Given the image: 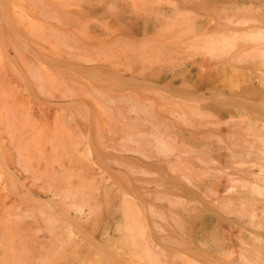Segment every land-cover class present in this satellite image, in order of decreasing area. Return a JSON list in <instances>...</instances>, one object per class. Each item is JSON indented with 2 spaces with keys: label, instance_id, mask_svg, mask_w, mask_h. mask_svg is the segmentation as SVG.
<instances>
[{
  "label": "bare ground",
  "instance_id": "6f19581e",
  "mask_svg": "<svg viewBox=\"0 0 264 264\" xmlns=\"http://www.w3.org/2000/svg\"><path fill=\"white\" fill-rule=\"evenodd\" d=\"M143 1L146 2L132 1L129 6L135 11L138 8L144 10ZM168 1L169 7H161L163 0H153V15L149 14L153 16V24L144 31L138 33L133 25L130 28L127 25L129 31L134 29L137 38L117 39L128 41L119 46L127 60L142 61L145 67L144 62L153 58V107L131 96L107 100L110 105H127L129 118L119 117L125 123L129 121L138 126L129 130L125 127L127 132L123 142L133 141L138 147L141 138L152 140L153 145L149 143L146 147L152 146L149 147L153 150V159H157L153 166V181H157L162 190L153 193V204H148L144 210L153 217V232L159 235V239H150L152 249L148 240L150 229L144 223L145 215L126 201V190L112 187L113 190L109 189L111 194L121 204L115 236H100L99 243H96L90 234L84 235L83 240L90 251L88 261L84 262L75 255L60 264H264V0H210L203 7L194 6L193 0ZM43 2L0 0V43L18 54L20 60L11 61L14 64L10 65L24 77L32 103L26 112L17 106L2 107L7 109L3 118L9 123L10 133L16 128V122L25 121V124L27 120L40 117L41 97L47 92L50 94L47 86L51 82H47L44 71H47L45 67L50 65L49 62L53 61L52 68L57 61L56 52L53 57L45 53L47 46L56 50L46 33L53 34V39L59 37L66 47L64 49L78 54L82 52L69 45L57 29L44 30L40 21L48 12ZM48 19L54 21L58 18L52 15ZM92 49L100 58L81 55L77 56L78 61L90 66L107 59L106 50ZM22 51L32 54L33 57L29 55L31 60H23ZM186 60L209 62V66L221 62L233 66L244 64L247 70L236 73L228 89H225L226 85L223 89L201 76L195 80L193 71L174 80L175 73L182 74L187 70ZM170 68H175L174 74L167 72ZM129 81L138 80L134 77ZM26 100L29 101V97ZM211 100L214 103H209ZM37 141L16 147L17 165L29 175L34 174L30 169L33 160L40 164L45 161L51 170H56L53 162H59L55 158L53 162L49 161L39 151ZM137 151L132 152L143 154L141 150ZM163 161L168 162L165 167L159 165ZM59 165V169L63 168L62 164ZM124 165L129 167L132 175H143L141 168ZM48 172L45 178L51 179L50 186L71 182L73 178L66 170L60 171L61 178ZM222 178L227 179L226 185L220 190L214 189L213 184ZM51 190L52 197H59L56 198L59 200L49 197L51 200L39 202L42 207L37 214L47 220L46 228L50 234L60 232L58 247L61 249L70 241L62 240L70 236L68 233L71 232L66 231L68 226L86 229L80 225V214H76H82L83 210L82 205L69 200L71 193L67 189L63 194L56 191L54 194V186ZM82 194L80 191L76 196ZM206 201H209L215 217L203 228H192L188 232V218L180 212L185 214L187 204L191 202L206 207ZM71 215L77 221H72ZM29 251L24 241L8 244L4 247V255L0 256V264H46L56 255L54 249H48L43 257L33 262Z\"/></svg>",
  "mask_w": 264,
  "mask_h": 264
},
{
  "label": "rangeland",
  "instance_id": "374dc122",
  "mask_svg": "<svg viewBox=\"0 0 264 264\" xmlns=\"http://www.w3.org/2000/svg\"><path fill=\"white\" fill-rule=\"evenodd\" d=\"M43 1L48 12L40 21L44 30L46 31L48 28L57 29L65 37V41L76 50H81L82 54L64 49L66 47L61 44L59 37L53 39V34L46 33L48 41L53 43L52 45L56 47V50L54 51L52 47L47 46L45 53L49 57H53V53L56 52L55 59L57 61L52 68L50 67L53 61L49 62L50 65L45 67L47 71H44L47 82H51L47 86L50 94L47 95L49 93L47 92L46 96L41 97L42 111L40 117L27 120L25 124V121L16 122V128L10 133L9 123L5 122V118H3L5 114L3 112L7 109L3 110V108L6 105L17 106L22 111H28L32 107L31 93L24 77L20 76L17 70L10 65L14 64L16 60H20L18 54L13 48L5 49L0 43V256L4 255V247L8 244L24 241L30 248L29 253L30 257L33 256V262L39 257H43L48 249H54L56 255L51 257L46 264L64 263L73 259L75 255L87 262L90 251L86 241L83 240L84 235L90 234L93 239L95 238L94 241L99 243L98 238L100 236L109 235L113 237L117 233L115 226H117L121 216V212L118 210L121 204L119 199L117 200L111 194L109 189L113 190L112 187H116L117 190H126V201L131 203L134 210L141 211L145 215L144 223L151 230V232L148 230V240L153 241V237L159 239V235L153 232V217L147 215L144 210L148 204H153V193L162 190L158 188L157 181H153V166L157 164V159H153L152 146L149 145L151 148L146 147L149 143L153 145L152 140L138 138V140L140 139L138 147L136 142L135 144L133 141L132 143L131 141H126V143L125 140L123 142L122 139L127 132H125V127L126 130H129L130 128L136 129L138 126L129 121H127L129 124L125 123L119 117V115H123L129 118L127 105L115 103L114 106L107 101L109 98H128L131 96L143 103L151 104L153 107V58L149 62H144L147 65L145 67L141 63L142 61L127 60L120 52L119 46L128 41H117L118 38L123 37H132L134 40L137 38L135 31L140 33L153 24L151 20L153 16L149 15L150 13L153 15V0L143 1L145 6H142V9L144 10L138 8L137 12L130 6L132 1L139 0ZM209 1L193 0V5L203 7ZM162 3L161 7L170 6L168 0H163ZM52 15L58 19L54 21L48 19ZM127 25L129 28L133 25L136 30L132 31L134 29L131 28L130 32ZM129 43L133 44L132 42ZM91 47L106 50L107 59L103 58L97 62L99 64H91L90 66L83 64L82 61L79 62L77 56L81 55L95 59L100 58L95 51H92ZM107 47L109 48L105 49ZM84 51L85 53H83ZM29 55L32 54L22 51V58L26 62L33 57V55L32 57ZM185 63L187 70L182 74L175 73L177 75L173 77L174 80H178L182 75L193 71L195 80L201 76L202 79H210V82L223 89L225 85V89H228V85L236 73H243L247 70V66L244 64L233 66V64L221 62L210 65V67L209 62L186 60ZM201 68L202 70L199 72ZM20 69L23 71L22 63ZM174 69L170 68L167 72L171 74ZM133 70L136 71L135 74H133ZM134 77L138 81H129L133 80ZM102 95L104 96L102 97ZM28 97L29 101L26 100ZM209 103H214V101L211 100ZM35 141L39 142V151L49 161L53 162V158L59 160L58 163L53 162L56 170H51L50 164L47 165L45 161H41L40 164L35 162L37 160H33L34 165L30 169L31 173L34 174L29 175L17 165L16 147L21 144L36 143ZM133 150H138L137 152L141 150L142 152H140L146 156L132 152ZM59 164H62L63 168L60 167L62 170L59 169ZM124 164L141 168L144 170L143 175L141 173L140 176L138 174L132 175L129 167ZM167 164V161L159 163L160 166L164 167ZM64 170L72 174L71 182L54 183L57 186L52 183L50 186L51 182L49 181L51 179L45 178L47 171L53 176L61 178L60 175H63L61 172ZM37 174L41 176H35ZM171 177H175V175L171 174ZM44 180H48L49 183H45ZM226 183L227 179L222 178L219 183L213 184V188L220 190ZM53 186L54 194L55 191L63 194L67 189L68 193H71L69 200L82 205L83 215L78 212L76 214H80V225L86 228L81 230L73 225L68 226L66 231L71 232L68 233L70 236H66L62 240L67 239L71 242L69 241L61 249L58 247L60 232L56 231L50 234L46 228L47 220L37 214L42 207L38 205L39 202L42 204L50 198L59 200L56 199L59 197H52L53 189L51 190V187L53 188ZM48 188L51 195L47 191ZM80 191L83 194L76 196ZM42 194L43 196H41ZM46 194L50 196L47 195L46 197ZM38 197L39 200L36 199ZM143 198L146 199L143 200ZM205 203H207L206 207L203 204L191 202L187 204L185 214L184 211L180 212L181 215L188 218V232L192 228L196 230L203 228L215 217L214 211L209 206V201ZM88 212L89 214H87ZM74 217L71 215L70 219L75 222L77 220ZM151 240L149 243L152 247L153 242Z\"/></svg>",
  "mask_w": 264,
  "mask_h": 264
}]
</instances>
